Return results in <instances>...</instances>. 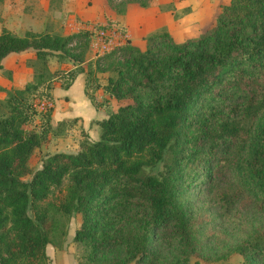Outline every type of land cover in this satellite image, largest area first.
<instances>
[{
  "label": "trees",
  "instance_id": "1",
  "mask_svg": "<svg viewBox=\"0 0 264 264\" xmlns=\"http://www.w3.org/2000/svg\"><path fill=\"white\" fill-rule=\"evenodd\" d=\"M130 1L117 2L122 9ZM110 25L105 19L66 34L0 28V61L33 49L38 63L0 100V264H43L58 217L73 212L80 223L72 238L87 243L89 257L159 264L167 242L173 254L165 264H185L197 230L187 198L218 187L219 204L264 202V0L222 3L196 37L174 41L155 30L142 48L126 39L88 56L92 30ZM51 52L73 66L50 69ZM78 72L83 93L105 112L95 120L97 137L80 128L74 151L46 152L31 170L34 148L60 133L61 121L69 127L79 119L49 128L54 84L66 88ZM109 97L129 101L107 111ZM158 162L164 168L155 169ZM237 250L248 264L264 263V237Z\"/></svg>",
  "mask_w": 264,
  "mask_h": 264
},
{
  "label": "rangeland",
  "instance_id": "2",
  "mask_svg": "<svg viewBox=\"0 0 264 264\" xmlns=\"http://www.w3.org/2000/svg\"><path fill=\"white\" fill-rule=\"evenodd\" d=\"M117 1L113 0L112 5H108L104 0H0V28L7 27L16 34H22L26 29L66 34L107 19L116 25H122L127 41L142 48L145 35L155 30H166L174 41L198 36L213 25L220 5L228 0H147L144 5L132 0L122 9V4ZM88 56H96L91 46ZM47 66L53 69L57 66L71 67L73 64L67 58L61 62L57 61L55 52H51L47 55ZM37 68L33 49L6 55L1 60L0 67V86L4 88H0V100L5 96V89L21 86ZM106 74V71L101 73L102 81ZM62 89L55 83L52 93L58 94ZM95 93L98 100L104 97L99 90ZM106 99L107 111L115 110L118 105L129 101L127 98ZM77 100L76 93V96L72 94L70 97L72 104L53 101V108L55 104L57 109L53 111V117H56L50 124V129L63 119L59 118L61 113L82 114L75 108L81 109L85 114L89 112L88 106ZM57 103L61 104L58 106ZM43 104L42 101H37L36 108H41ZM2 108L4 106L0 102V109ZM77 122L78 120L67 127L69 123L61 121L59 127L62 131L55 135L48 134L45 140L34 148L28 158L31 170L38 166L46 152L55 149H76L80 129ZM227 156L231 157L230 154ZM162 168V162L155 166L157 170ZM27 177L28 175L25 176ZM218 191V187L211 193L199 190L186 199L190 201L189 207L196 219L197 230L194 248L185 264H248L244 255L237 250V246L251 239L259 240L264 237V202L256 206L235 199L225 205L219 204L215 195ZM58 220L61 229H56L52 236L56 245H45L47 259L43 264H109L105 259L106 253L89 257L87 243L73 240L74 229L80 223L78 212L60 215ZM160 254L159 264H165L173 254V244L162 242ZM255 261V264H264L258 258Z\"/></svg>",
  "mask_w": 264,
  "mask_h": 264
},
{
  "label": "crops",
  "instance_id": "3",
  "mask_svg": "<svg viewBox=\"0 0 264 264\" xmlns=\"http://www.w3.org/2000/svg\"><path fill=\"white\" fill-rule=\"evenodd\" d=\"M10 53H14V52H9L8 54H10ZM53 68H55V67H53ZM83 76H84L83 72H78L68 87L63 88L60 92H58V94H53L54 95V103H55V101H57V102L58 101L70 102L71 95L74 94L76 96V93H77V99H78L77 102H81L84 105L88 106L89 112L85 114V112H83L81 109L75 108L78 111H81L82 114L81 113H61L59 118H70L72 116L77 115L79 117L78 122H77L79 124L78 126H80V128H82L90 136V138L95 139L97 137V134H98V127H97V124L95 123V120L105 117V112H104L102 107L95 108L91 104V102L89 101L88 97L83 93V91H82ZM70 103L72 104V102H70ZM60 104L61 103H57L58 106ZM74 106H75V104H74ZM56 109H57L56 105L54 104V108L52 109V112L50 115V123H52L56 117V116L53 117L54 116L53 111ZM65 138L67 139V137H65ZM55 150L74 151L75 149H72V150L55 149ZM51 151H54V150H51Z\"/></svg>",
  "mask_w": 264,
  "mask_h": 264
},
{
  "label": "built area",
  "instance_id": "4",
  "mask_svg": "<svg viewBox=\"0 0 264 264\" xmlns=\"http://www.w3.org/2000/svg\"><path fill=\"white\" fill-rule=\"evenodd\" d=\"M124 40H126V32L120 30L116 25L96 27L91 33L90 46L93 48L94 54L98 56Z\"/></svg>",
  "mask_w": 264,
  "mask_h": 264
}]
</instances>
